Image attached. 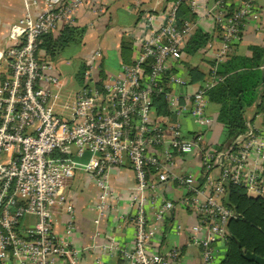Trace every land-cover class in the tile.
<instances>
[{
	"label": "built area",
	"instance_id": "built-area-1",
	"mask_svg": "<svg viewBox=\"0 0 264 264\" xmlns=\"http://www.w3.org/2000/svg\"><path fill=\"white\" fill-rule=\"evenodd\" d=\"M23 1L24 14L9 29L12 46L0 52L7 67L0 81V264H77L79 251L66 240L74 227L63 190L75 175H87L99 191L96 210L101 213L111 195L108 172L124 162L134 176V244L108 250L118 251L124 264L177 263L176 248L151 251L154 233L173 209L171 202H157L156 186L171 181L187 191L185 203L197 219L189 245L198 248L200 264H213V246L225 244L226 225L233 218L221 201L223 185L241 187L252 199L264 198V129L247 122L226 148L203 146L201 136L182 138L180 116L202 128L212 123L206 115V93L217 81L214 68L194 93L181 91L188 86L181 66L183 49L197 23L181 21L178 11L184 3L194 18L199 16V0H175L161 11L142 12L130 34V62L104 79L98 74L101 53L92 52L84 84L70 106L55 66L40 57V45L44 35L61 22L69 24L88 0H44L45 8L36 16L30 12L35 1ZM254 4L241 0L229 13L227 0H215L202 14L220 31L219 47L209 41L203 48L215 62L240 39ZM260 70L264 72V64ZM158 95L170 112L164 123L154 117L152 98ZM256 104L263 108L256 117L264 121V101ZM195 152L201 186L173 170L177 157ZM146 205L152 210L150 219ZM57 212L67 216L64 239L53 233Z\"/></svg>",
	"mask_w": 264,
	"mask_h": 264
},
{
	"label": "crops",
	"instance_id": "crops-1",
	"mask_svg": "<svg viewBox=\"0 0 264 264\" xmlns=\"http://www.w3.org/2000/svg\"><path fill=\"white\" fill-rule=\"evenodd\" d=\"M31 15L36 16L45 8L44 0H34ZM175 0H88L80 6L72 15L69 24L61 22L56 31L51 33L55 38L64 26L82 28L84 36L80 46L76 48L74 58L79 59L80 67H86L87 60L92 52L99 50L98 74L103 78L118 71L121 64L130 62L133 52V44L130 34L142 12L152 10L161 11ZM241 0H227L230 11L236 10ZM199 16L192 20L196 21V30L207 34L210 41L219 47L220 31L212 22V19L204 14L211 8L215 0H199ZM232 7V8H231ZM102 8L101 13L95 10ZM232 13V12H231ZM24 14L23 0H0V52L12 46L8 39L9 29ZM232 52L245 57H250L249 47H258L264 51V0H255L254 10L246 19L244 28L241 29L240 39L233 43ZM40 53L43 55L42 50ZM231 53V49L228 55ZM90 54V55H88ZM88 55V56H87ZM69 49L57 54L51 63L58 71L57 64L69 67ZM124 58V59H123ZM59 59V60H58ZM58 62L56 63V61ZM192 67H198L202 72L208 73L212 67L210 63L215 59L201 49L197 57L184 60ZM264 64V56L259 64L258 70ZM215 68V67H214ZM7 71L6 65L0 60V81ZM70 81L69 85L63 80L65 93L69 96V106L73 103L74 95L84 84L76 79ZM217 77V76H216ZM206 78L202 81V83ZM221 79L217 77V81ZM201 83L189 85L181 89L183 93L192 94ZM261 101H264V97ZM257 102V101H256ZM256 102L247 110L244 127L247 122H253L260 129H264V121L256 115L263 112L262 106ZM206 115L212 123L207 128L197 126L186 115L178 118L181 126V135L186 139L201 136L203 146L226 148L229 143L225 140L223 129L215 120V114L207 104ZM262 127V128H261ZM246 128V127H245ZM244 128V131H245ZM203 134V135H202ZM199 153L195 152L189 156H181L175 159L173 170L179 175H190L195 184L200 179ZM110 197L107 199L106 207L99 213L96 205L99 202V191L94 181L85 174H77L66 184L63 193L72 208L73 232L66 238L69 246L79 251L77 264H124L120 253L108 250L109 246L118 249H131L134 244L135 229L132 224L134 211L131 196L134 192V176L127 162L121 167H115L108 172ZM157 202H171L173 209L167 213L158 229L151 239V251L164 253L172 249L179 250V259L176 264H200V252L198 248L189 245L191 228L197 225L194 212L186 205L187 191L176 183L167 181L156 186ZM147 218H151L152 210L146 205ZM32 222V220H30ZM67 216L56 213L53 217V233L57 238L64 239V228ZM202 236V234H199ZM213 264H218L224 257L225 249L222 244L213 246Z\"/></svg>",
	"mask_w": 264,
	"mask_h": 264
},
{
	"label": "trees",
	"instance_id": "trees-1",
	"mask_svg": "<svg viewBox=\"0 0 264 264\" xmlns=\"http://www.w3.org/2000/svg\"><path fill=\"white\" fill-rule=\"evenodd\" d=\"M60 1L65 4L69 0ZM227 11L233 12L229 7ZM178 17L181 21L194 18L184 3L180 5ZM83 36L84 30L73 26H64L55 38L52 34L44 35L40 45L43 52L41 59L47 58L52 61L57 54L66 49L70 47L76 49L80 46ZM209 41L210 37L200 30L193 32L186 41L181 66L186 72L189 85L202 83L208 73L190 66L184 60L197 57L198 52ZM232 47L233 44L231 53L222 61L210 63L212 68L215 67V76L221 80L206 93L207 104L214 112L215 120L221 125L228 143L244 132L247 110L264 97V75L258 70L264 51L258 47H249L250 57H245L232 52ZM84 70L85 68L81 66L76 75L78 81H81ZM99 76L104 79L101 74ZM152 106L155 120L160 123L166 122L170 112L163 96H154ZM196 184L201 186L202 179ZM223 189L222 204L231 212L233 218L226 225L227 238L223 245L225 254L218 264H255L243 259L240 252H254L264 259V198H249L243 188L230 183H225Z\"/></svg>",
	"mask_w": 264,
	"mask_h": 264
},
{
	"label": "rangeland",
	"instance_id": "rangeland-1",
	"mask_svg": "<svg viewBox=\"0 0 264 264\" xmlns=\"http://www.w3.org/2000/svg\"><path fill=\"white\" fill-rule=\"evenodd\" d=\"M75 51L76 49L70 47L69 56L71 58H69V67L63 64H57L58 71L60 72L62 79L67 83V86L69 85L70 81H74L75 73L78 71V68L80 66L79 59L74 58V55L76 53ZM58 60L56 61V63L58 62ZM62 100H64V98H62Z\"/></svg>",
	"mask_w": 264,
	"mask_h": 264
},
{
	"label": "water",
	"instance_id": "water-1",
	"mask_svg": "<svg viewBox=\"0 0 264 264\" xmlns=\"http://www.w3.org/2000/svg\"><path fill=\"white\" fill-rule=\"evenodd\" d=\"M238 247H239V245H238ZM240 254H241L242 258L248 262H252L255 264H264V259L255 255L254 252H245V253L240 252Z\"/></svg>",
	"mask_w": 264,
	"mask_h": 264
}]
</instances>
